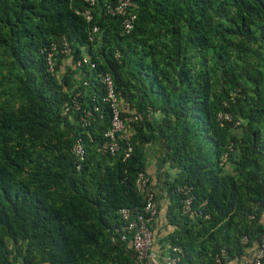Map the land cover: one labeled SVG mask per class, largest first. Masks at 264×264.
I'll return each mask as SVG.
<instances>
[{
	"label": "trees",
	"instance_id": "16d2710c",
	"mask_svg": "<svg viewBox=\"0 0 264 264\" xmlns=\"http://www.w3.org/2000/svg\"><path fill=\"white\" fill-rule=\"evenodd\" d=\"M133 1L135 25L123 34L124 17L105 10L117 0H97L92 21L84 0H0V264H136L117 228L121 208L145 205L141 171L157 195L150 227L162 256L174 247L183 264L255 255L264 233V0ZM53 42L51 73L44 50ZM83 57L98 67L80 66ZM102 71L126 123L115 154L100 150L112 121ZM156 143L155 182L147 150ZM183 185L194 195L188 214ZM157 188L168 197L165 219Z\"/></svg>",
	"mask_w": 264,
	"mask_h": 264
},
{
	"label": "built area",
	"instance_id": "2783aa9c",
	"mask_svg": "<svg viewBox=\"0 0 264 264\" xmlns=\"http://www.w3.org/2000/svg\"><path fill=\"white\" fill-rule=\"evenodd\" d=\"M97 0H84L87 4L84 10V16L88 21L94 19L92 13V7L96 4ZM135 7L133 0H117L115 4L108 2L105 5L107 13L112 15L123 16V34H129L134 28L137 18L136 13H130L128 9ZM99 31V27H94L93 34ZM93 36L91 37V39ZM64 49L63 52L70 54L72 48L70 43L63 37L60 44ZM58 49L57 43H52L49 48H45L47 68L48 71L54 73L55 71V56L54 53ZM79 65H88L92 68H97L98 64L92 61L88 57H83L79 61ZM100 83L105 88L104 100L110 104L112 110V121L110 129L105 133V140L102 143L100 150L102 152H110L115 154L122 149L121 140L124 139L123 132L125 130L126 123L122 118L121 107L119 103V93L116 90L115 82L112 74L109 71H102L98 73ZM236 94H232V99L235 100ZM78 105L75 102V106ZM226 105H229L226 103ZM98 110V107L95 109ZM92 116V111L87 112V116H83L85 122L88 121L87 117ZM222 120H232L230 112L220 114ZM137 117H131L129 120H136ZM239 124V122L237 123ZM72 153L77 159H83L85 156V149L81 142L74 145ZM126 157L131 155V146L125 152ZM78 168L81 169V165L78 164ZM150 177L143 171L139 172L136 177V184L141 192L144 194L146 201L143 209H131L123 207L119 210L123 224L117 231L120 233L121 240L129 241L130 247L133 250V257L136 264H183L182 257L180 255L181 249L174 247L173 252L165 255L163 258H159L153 250V232L150 227L151 222L158 214V200L154 187L151 185ZM179 192L184 194L182 199V213L188 214L192 211V203L194 195L192 193V187L183 185L178 188ZM116 237H113V241H116ZM218 264H233L230 259L224 257V254L217 255ZM240 264H264V233L261 236L259 247L250 260H242Z\"/></svg>",
	"mask_w": 264,
	"mask_h": 264
},
{
	"label": "crops",
	"instance_id": "0c3cea01",
	"mask_svg": "<svg viewBox=\"0 0 264 264\" xmlns=\"http://www.w3.org/2000/svg\"><path fill=\"white\" fill-rule=\"evenodd\" d=\"M148 151V155H149V161H150V163H149V168H150V170H151V172H153V174H152V176H154V181L156 182V169H157V166H156V163H154V162H156V160H155V156H156V154H158V153H160V145L158 144V143H156V144H152L150 147H149V149L147 150ZM155 173V174H154ZM153 186V185H152ZM160 186L161 187H164V184H160ZM154 187V186H153ZM158 189V195H160L161 196V200H160V202H161V205H162V213H161V215H162V218L163 219H165L164 218V214H165V211L167 210V200H168V197L166 196V194L164 193V191H162V189H160V188H157ZM155 190V189H154ZM156 192V191H155ZM166 196V198L164 197V196ZM157 247V246H156ZM156 249H158V247L157 248H155V250H154V252L156 253V255L159 257V258H163L164 257V255L162 256L161 254H160V252H159V250L158 251H156Z\"/></svg>",
	"mask_w": 264,
	"mask_h": 264
}]
</instances>
